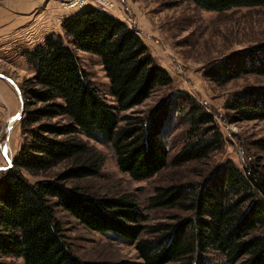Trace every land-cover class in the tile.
<instances>
[{
    "label": "trees",
    "instance_id": "1",
    "mask_svg": "<svg viewBox=\"0 0 264 264\" xmlns=\"http://www.w3.org/2000/svg\"><path fill=\"white\" fill-rule=\"evenodd\" d=\"M207 11L264 6V0H190ZM24 52L33 75L21 92L22 143L0 175V257L25 264H94L71 249L57 209L86 227L135 243L145 264H264V164L241 168L225 160L198 185H159L149 208L191 213L175 222L145 223L137 196L97 194L81 186L98 176L105 158L88 139L108 145L119 168L148 179L170 163L167 122L177 116L183 146L172 164L200 161L224 145L215 115L191 93L176 89L144 115L121 116L173 78L157 62L139 29L100 6L79 8ZM97 54L109 79L108 101L82 67L74 49ZM204 74L225 84L244 74L264 75V44L211 61ZM224 107L232 121L264 120V84L245 86ZM149 233V236H144Z\"/></svg>",
    "mask_w": 264,
    "mask_h": 264
},
{
    "label": "rangeland",
    "instance_id": "2",
    "mask_svg": "<svg viewBox=\"0 0 264 264\" xmlns=\"http://www.w3.org/2000/svg\"><path fill=\"white\" fill-rule=\"evenodd\" d=\"M12 1L0 0V167L9 165L7 157L13 159L22 143L23 115L12 123L9 136L8 126L21 110L20 85L34 73L24 52L42 43L49 33H63L62 18L79 9L65 8L61 0H33L25 9ZM113 1L115 6L106 10L139 29L157 62L173 78L170 86L156 87L142 104L122 111L121 116L147 114L171 92L183 89L215 115L224 145L205 159L174 166L171 162L183 146L186 125L177 127L179 120L172 115L167 122L170 163L148 179L135 180L119 168L116 155L108 145L88 139L103 153L105 161L100 174L80 181L81 186L100 195L134 193L141 211L148 216L145 221L148 225L175 222L191 213L177 207L149 208L148 199L157 186L180 182L198 185L227 159L241 168L250 163L264 164V120L232 121L231 112L224 107L232 93L248 85L264 84V75L244 74L220 85L204 74L211 61L264 44V6L216 12L199 8L190 0ZM88 5L99 6L95 0H89ZM74 49L91 80L114 103L101 58L92 52ZM8 141L7 155L4 148ZM5 169L0 170V175ZM57 217L71 249L80 258L94 264H145L134 242L112 232L92 230L62 208L57 209ZM144 236L150 237V234ZM210 261L224 264L216 253L210 255ZM0 264H25V261L23 257L3 256Z\"/></svg>",
    "mask_w": 264,
    "mask_h": 264
},
{
    "label": "built area",
    "instance_id": "3",
    "mask_svg": "<svg viewBox=\"0 0 264 264\" xmlns=\"http://www.w3.org/2000/svg\"><path fill=\"white\" fill-rule=\"evenodd\" d=\"M62 5L65 8H82L88 5L89 0H61ZM97 4L104 9H112L115 6V2L113 0H95Z\"/></svg>",
    "mask_w": 264,
    "mask_h": 264
},
{
    "label": "water",
    "instance_id": "4",
    "mask_svg": "<svg viewBox=\"0 0 264 264\" xmlns=\"http://www.w3.org/2000/svg\"><path fill=\"white\" fill-rule=\"evenodd\" d=\"M18 90H19V89H18ZM19 94H20L21 103H22L21 110H20L19 113H18L16 116H14V117L11 119V121H10V124H9V126H8V136L10 135V130H11V127H12V123H13L17 118L21 117V116L23 115V113H24V105H25V103H24V99H23V96H22V92H20V90H19ZM4 152L7 153V143H6V146H5V148H4ZM7 161H8V163H9V165L6 166V167H0V170L12 166V162H13V160L10 159L9 157H7Z\"/></svg>",
    "mask_w": 264,
    "mask_h": 264
},
{
    "label": "crops",
    "instance_id": "5",
    "mask_svg": "<svg viewBox=\"0 0 264 264\" xmlns=\"http://www.w3.org/2000/svg\"><path fill=\"white\" fill-rule=\"evenodd\" d=\"M12 1V0H11ZM33 0H13L11 3L16 4L18 8H28L32 4ZM70 15V14H69ZM68 14L62 18V21L69 16Z\"/></svg>",
    "mask_w": 264,
    "mask_h": 264
},
{
    "label": "bare ground",
    "instance_id": "6",
    "mask_svg": "<svg viewBox=\"0 0 264 264\" xmlns=\"http://www.w3.org/2000/svg\"><path fill=\"white\" fill-rule=\"evenodd\" d=\"M7 143V151H8V148H9V141L6 142ZM7 155H8V152H7Z\"/></svg>",
    "mask_w": 264,
    "mask_h": 264
}]
</instances>
